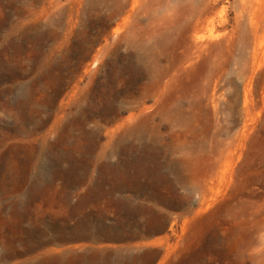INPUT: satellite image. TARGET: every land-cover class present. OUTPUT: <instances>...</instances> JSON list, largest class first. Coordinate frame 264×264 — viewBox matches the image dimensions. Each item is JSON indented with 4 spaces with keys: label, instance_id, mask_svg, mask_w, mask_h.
I'll use <instances>...</instances> for the list:
<instances>
[{
    "label": "rangeland",
    "instance_id": "1",
    "mask_svg": "<svg viewBox=\"0 0 264 264\" xmlns=\"http://www.w3.org/2000/svg\"><path fill=\"white\" fill-rule=\"evenodd\" d=\"M0 264H264V0H0Z\"/></svg>",
    "mask_w": 264,
    "mask_h": 264
}]
</instances>
